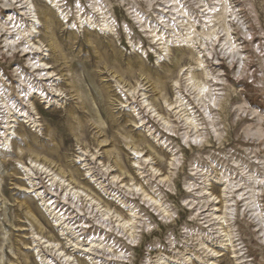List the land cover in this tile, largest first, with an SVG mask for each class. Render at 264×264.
I'll use <instances>...</instances> for the list:
<instances>
[{"label":"clouds","instance_id":"9594fccd","mask_svg":"<svg viewBox=\"0 0 264 264\" xmlns=\"http://www.w3.org/2000/svg\"><path fill=\"white\" fill-rule=\"evenodd\" d=\"M0 264H264V0H0Z\"/></svg>","mask_w":264,"mask_h":264}]
</instances>
